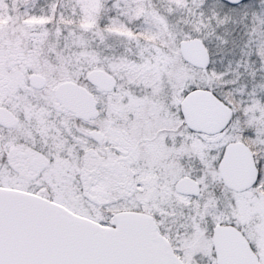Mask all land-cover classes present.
Returning <instances> with one entry per match:
<instances>
[{
    "label": "snow or ice",
    "instance_id": "obj_1",
    "mask_svg": "<svg viewBox=\"0 0 264 264\" xmlns=\"http://www.w3.org/2000/svg\"><path fill=\"white\" fill-rule=\"evenodd\" d=\"M0 264H264V0H0Z\"/></svg>",
    "mask_w": 264,
    "mask_h": 264
}]
</instances>
